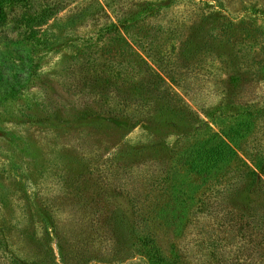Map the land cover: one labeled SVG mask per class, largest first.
Segmentation results:
<instances>
[{
    "label": "rangeland",
    "instance_id": "rangeland-1",
    "mask_svg": "<svg viewBox=\"0 0 264 264\" xmlns=\"http://www.w3.org/2000/svg\"><path fill=\"white\" fill-rule=\"evenodd\" d=\"M45 3L0 19V264H264V0Z\"/></svg>",
    "mask_w": 264,
    "mask_h": 264
},
{
    "label": "trees",
    "instance_id": "trees-1",
    "mask_svg": "<svg viewBox=\"0 0 264 264\" xmlns=\"http://www.w3.org/2000/svg\"><path fill=\"white\" fill-rule=\"evenodd\" d=\"M45 2L46 0H0V19H6L10 15L15 25L24 28L26 39L34 40L39 37L42 26L53 18L56 11V8ZM14 77L17 79V75ZM16 90L15 82L10 78H2L0 74V97L6 99L14 96ZM237 155L232 141L226 135L222 136L215 131L184 150L181 160L189 166L190 171L210 177L224 169ZM250 181V185L256 188L262 185L261 175L256 170L253 171Z\"/></svg>",
    "mask_w": 264,
    "mask_h": 264
}]
</instances>
